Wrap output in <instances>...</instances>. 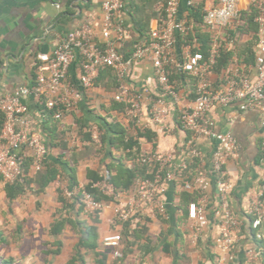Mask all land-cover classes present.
Wrapping results in <instances>:
<instances>
[{"label": "crops", "instance_id": "obj_1", "mask_svg": "<svg viewBox=\"0 0 264 264\" xmlns=\"http://www.w3.org/2000/svg\"><path fill=\"white\" fill-rule=\"evenodd\" d=\"M103 1L0 0V96L13 93L20 87L32 85L35 81V63L39 55L52 53L65 39L68 32L85 23L100 25L104 17ZM216 2L217 0H195V4H201L204 10ZM56 3L60 4L59 8L56 7ZM160 4L158 1L151 0L147 5V11L145 12L144 7L139 14L140 23L149 25L152 30L157 29ZM250 5L251 0H240L242 12L248 10ZM189 10L188 0H179L178 17L189 19ZM120 18L130 31V38L119 46L121 53L127 57L132 50V39L137 37L133 31L136 23L128 9ZM234 30V28H228L217 31L205 27L202 31H198L203 34L202 40L201 33L198 35V32L193 34V40L189 38L190 44L178 40L176 55L179 60H182L187 47H190L193 52L200 49L205 42L211 44L219 42L225 50L224 53L228 55L221 57L220 66L209 77L213 88L224 89L231 77H246L254 80L257 75L256 53L262 35L260 29L255 30L254 27L248 26L235 36L230 32ZM183 74L180 77L173 75L172 79L181 94V106L185 107L193 105L198 92V84L194 75ZM80 76L81 67L79 61L76 60L69 69L66 84L73 85L80 90L82 97L76 106L65 114L60 128H55L53 134L47 132L42 103L33 96L24 99L29 108L24 118L28 121L32 132H39L42 136L44 133L53 135L52 157L66 155L71 164L75 166L79 184H87L89 170L106 172L107 165L113 161V156L119 157L121 152L112 149V155L110 149L106 152L98 151L97 147L93 146L84 135L77 120L93 125L101 116L108 120L117 117L127 127L129 134L136 135L137 131L135 124L132 125L125 116L112 109L115 91L110 90V82H106V85L102 87L94 86L91 89H84ZM130 76L132 84L140 92L154 98L161 96L155 68L149 59L138 61L132 67ZM149 98L144 97V107L149 105ZM178 115L177 111L170 116L165 129H160L158 126L150 128L156 136L151 141L140 140L143 153L174 150L176 160H181L180 149L189 135L180 127L177 121ZM209 117L215 123L216 131L230 132L240 145L238 155L230 158L225 165L230 173L232 185L228 193L230 208L233 214L243 222L242 230L236 236L234 247L236 258L230 260L229 253L218 249L216 239L220 227L215 220H211L199 239L194 241L191 223L185 220L187 209L185 194L188 192L197 197L198 193L195 190H185L180 182H176L169 186L168 191L169 218L148 217L142 222L141 229L137 233H133L131 230L133 228H129L132 232L125 235L126 239L122 248L126 256L121 261L116 260L112 253L106 250L103 237L113 232H127V230L124 223L113 220V203L106 205L96 223L97 252L99 258L105 257L106 264H241L245 248L259 247L254 240L255 231L251 227L252 216L248 212L252 201L264 191V117L258 108L242 111L238 104L227 107L217 105L209 111ZM148 122L150 119L146 117L143 123ZM19 127H22V124H19ZM94 127L96 125H93L92 129ZM138 127L141 128V125L138 124ZM198 144L204 153L203 168L209 165L214 141L201 138ZM60 178L68 182L59 176L47 186L45 191L36 194L32 190H27L24 195L13 201L17 206L21 205L22 196L26 194L29 196L32 191L37 196L36 201L40 202L51 192L53 196H56L57 205L60 206L54 211L55 219L64 206L59 202L58 191H56ZM6 185L7 182L0 175L1 227L4 223L3 216L7 215L2 207L3 201H11L8 198ZM209 193L211 195L210 207L218 206L220 195L214 180L211 181ZM36 201L33 203L34 206L38 204ZM85 219L91 222L89 217ZM66 229L80 232L72 226H67ZM261 231L264 235V223ZM62 242L64 245L63 240ZM262 242L264 243V240ZM80 243L81 239L75 246V253ZM62 250L61 253H63Z\"/></svg>", "mask_w": 264, "mask_h": 264}, {"label": "built area", "instance_id": "obj_2", "mask_svg": "<svg viewBox=\"0 0 264 264\" xmlns=\"http://www.w3.org/2000/svg\"><path fill=\"white\" fill-rule=\"evenodd\" d=\"M179 0H168L166 23L152 30L150 39L132 41V50L125 57L119 46L130 38V31L120 18L124 13L125 0H104V17L100 25L85 23L67 33L65 39L50 54H41L35 64V81L13 93L0 96V111L5 114V122L0 135V175L6 182L14 183L24 174L25 148L34 156V168L40 170L49 156V150L39 132H32L24 116L28 105L24 99L35 97L45 106L55 111V118L62 120L65 114L76 106L82 93L76 87L66 84L71 65L78 60L81 67V84L84 89H91L99 76L100 69L112 67L120 81V87L114 94L117 101L125 102L126 119L136 122L142 129L166 128V122L174 112H180V127L190 136L180 149L181 160L177 161L175 151H155L145 153L143 163L155 164L157 169L152 177L138 179L131 193L119 192L106 180L95 184L105 195L113 199V220L118 223L130 222L135 228L144 217L169 218V186L181 179L180 172L188 169L196 159L204 160V153L198 141L209 138L214 141L209 165L203 167L193 181H185L184 188L195 190L198 201H191L187 206L188 219L192 227V237L197 241L211 221V195L209 189L214 180L220 195L218 209L214 218L220 227L216 245L222 252L230 254L234 260L236 236L241 232L243 222L232 212L228 193L232 187L226 162L238 155L240 145L230 132H218L215 123L209 117V111L217 106L238 104L240 110L258 108L264 117V0H251L257 10L255 22L258 24L261 39L256 53L257 75L254 80L246 77H231L225 88L217 90L210 82V75L215 70L221 43L215 42L210 54L192 52L187 47L182 60L176 55V43L179 35L189 29L188 19L178 17ZM188 5H195V0H188ZM56 7H60L56 3ZM204 23L208 28L223 31L238 28L242 24L240 0H217L206 8ZM101 36V38H99ZM149 59L156 72L161 96L152 97L140 92L130 80L132 67L140 60ZM180 70L198 78L197 98L191 106H181V94L170 79V72ZM144 97L149 98V105L144 107ZM149 117L150 122L143 123ZM22 124V127H19ZM93 140L97 147L102 146L101 133L94 127ZM64 195L72 203L78 202L87 217H98L106 207L87 191L85 185L67 186ZM252 216L251 227L257 240L263 241L261 227L264 223V191L252 201L249 212ZM122 233L113 232L103 237V245L111 249L116 260L123 258ZM264 260L262 247H247L241 264H256Z\"/></svg>", "mask_w": 264, "mask_h": 264}, {"label": "trees", "instance_id": "obj_3", "mask_svg": "<svg viewBox=\"0 0 264 264\" xmlns=\"http://www.w3.org/2000/svg\"><path fill=\"white\" fill-rule=\"evenodd\" d=\"M160 2L159 16L158 22L159 27H162L166 23V7L168 0H155ZM126 9L131 13V15L135 19L136 28L133 29L136 38H133L132 41L137 39H150V35L152 29L149 25H144L140 23L139 14L141 11L145 9L147 11V5L150 4L151 0H125ZM204 8L201 4H195L190 6L189 10V19H188V31L179 35L178 40L183 41L184 43L190 44V39L193 40V34L198 31H202L203 28H207L204 23ZM257 16V10L250 5L248 10H243L242 12V24L235 29L234 31H230L231 34L235 36L239 31L244 30L246 27L251 26L254 27L255 30L259 29L258 24L255 22V17ZM140 20V21H139ZM201 32H198V35ZM208 34L211 33L209 32ZM201 40L203 38V34H200ZM199 36V37H200ZM190 38V39H189ZM189 39V40H188ZM213 44L206 43L202 45L200 49H196L193 52H202L206 57L210 54V49ZM225 50L221 46L219 55L217 57V64L215 66V70L220 66L221 57H225L228 55L224 53ZM38 60H36V63ZM35 63V64H36ZM183 73L188 74L187 72L180 70H173L170 72V79L175 84L172 79L173 75L180 77L184 75ZM196 77V76H195ZM106 82H110L111 90L115 91L114 94L118 91L120 87V81L116 74V71L112 67H103L100 69L99 76L95 81V86L106 85ZM196 83L198 84V78L196 77ZM176 86V85H175ZM177 90L178 87L176 86ZM109 89V88H108ZM114 97V95H113ZM197 98V95L194 98ZM44 108V114L46 116V129L47 132L53 134V130L56 128H60L61 121L60 119L55 118V111L48 109L45 104L42 103ZM128 104L125 102L117 101L114 97L112 101V109L120 112L123 116H126ZM73 109V108H72ZM71 110V109H70ZM69 110V111H70ZM180 114V112H178ZM178 123L179 120L177 119ZM5 122V114L0 111V135L2 133L3 125ZM78 125L84 131V135L91 141L93 146L95 144L92 135V126L96 125L98 130L101 133L102 146L97 147L98 151L106 152L108 149L112 153V149L116 151H120L121 154L119 157L113 156V161L107 165V170L104 173L96 170H89L88 179L89 182L85 184L87 191H89L95 198L103 203L113 202V199L107 195H105L99 188L95 186L99 181L106 180L110 183L116 191L119 192H131L134 191L136 183L138 179H144L148 177H152L157 169L155 164L143 163L141 161L143 155L145 153L141 150L140 140H153L156 134L153 132V129L146 128L142 129L138 127V123L131 122L132 125L135 124V128L137 131L136 135H131L128 133L127 127L123 124L121 120L117 117L112 120H108L106 117L101 116L98 121H96L93 125L88 124L86 122H81L77 120ZM180 125V123H179ZM45 129V130H46ZM187 132V131H186ZM48 133V134H49ZM190 136L189 132H187ZM53 135L43 134V142L49 150V156L47 160L44 162L42 169L36 170L34 168V156L29 148H25V162L23 165L24 174L23 176L15 181L14 183L7 182L6 189L8 198L13 201L21 195H24L27 190H32L36 194L45 191L47 186L58 179V177L65 178L70 187H75L79 185V181L76 176L75 166L71 164L70 159L66 157V155H59L57 157H52L51 152L53 148ZM189 138V137H188ZM187 138V139H188ZM71 152V151H70ZM72 154V152H71ZM113 155V153H112ZM72 156V155H71ZM203 160L196 159L192 163L189 164L188 169L182 170L180 172L181 179L179 182L184 185V182L189 180L193 181L194 177L200 172L202 169ZM59 202L63 203V210L60 211L59 216H56L53 223L49 228V233L53 236V243L55 248H53V254L59 255L62 250V234L67 226H72L76 230H80V234L82 233L81 243L76 248V253L72 256V258L68 261V264H88L86 260V254H92L97 264H106L105 257L99 258V253L97 252L98 242H97V231H96V223L98 222V217H89V221L85 219L86 214L84 213L83 207L76 201L71 204L65 202L63 198L62 191L58 190ZM199 195L197 197L192 196L190 193L186 192L185 200L188 204L191 201H197ZM218 209V206H211V220L214 218V212ZM87 217V216H86ZM148 217H144L140 223L137 224L135 228L132 227L130 222L124 223L125 229L127 232L122 231L123 241L125 242L126 234H130L129 228H133V233H137L140 231L142 222H144ZM185 220L188 219V211L186 209ZM126 235V236H125ZM254 235V240L257 246L263 248V256H264V243L260 240H257ZM0 240L3 241V237L0 234ZM106 248V247H105ZM82 250H85V253H82ZM111 252V249L106 248ZM123 258L118 260L121 261L126 256L125 250L123 249ZM13 260V259H12ZM12 260H5L0 257V264H11ZM256 264H264V260L258 262Z\"/></svg>", "mask_w": 264, "mask_h": 264}, {"label": "rangeland", "instance_id": "obj_4", "mask_svg": "<svg viewBox=\"0 0 264 264\" xmlns=\"http://www.w3.org/2000/svg\"><path fill=\"white\" fill-rule=\"evenodd\" d=\"M66 186L67 182L60 178L56 191H62L65 202L71 204L72 201L63 192ZM30 193L29 196H22V204L19 206L14 201H3L2 207L7 215L3 216L4 223L0 226V234L4 239L0 240V257L5 260L13 259L11 264H68L75 254V246L79 243L82 233L66 229L62 234L63 253L54 255V240L49 228L53 223L54 211L60 206L51 192L40 202L36 201L37 196L32 191ZM34 201L38 202L35 206ZM82 253H85V250H82ZM85 256L88 264H97L92 254Z\"/></svg>", "mask_w": 264, "mask_h": 264}]
</instances>
